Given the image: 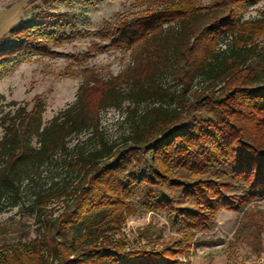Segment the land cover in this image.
<instances>
[{"label": "trees", "instance_id": "obj_1", "mask_svg": "<svg viewBox=\"0 0 264 264\" xmlns=\"http://www.w3.org/2000/svg\"><path fill=\"white\" fill-rule=\"evenodd\" d=\"M258 1L151 0L119 16L96 50L128 52L127 65L83 75L47 122L40 98L0 93V264H180L220 210L264 199V12L240 16ZM46 29L12 28L0 67L41 50ZM147 212L172 235L152 222L128 235Z\"/></svg>", "mask_w": 264, "mask_h": 264}, {"label": "rangeland", "instance_id": "obj_2", "mask_svg": "<svg viewBox=\"0 0 264 264\" xmlns=\"http://www.w3.org/2000/svg\"><path fill=\"white\" fill-rule=\"evenodd\" d=\"M211 0H197L206 5ZM151 0H92L56 3L51 0H0V39L18 25L42 23L49 33L41 50L20 56L0 67V93L5 101L30 108L35 98L44 103L43 120L48 121L76 97L83 75L108 77L122 70L129 53L108 48L96 50L105 42L102 31L119 16L131 17L144 10ZM264 12V0L244 6L241 18H254ZM100 49V48H99ZM173 86L172 80L169 81ZM11 107L5 106V110ZM120 113L108 109L101 114L104 127H116ZM16 208L1 218L16 216ZM216 227L197 233L196 241L180 264H264V199L251 201L242 211L220 210ZM152 222L161 227L164 239L172 235L162 215L143 213L129 216L125 231H136ZM174 235V234H173Z\"/></svg>", "mask_w": 264, "mask_h": 264}]
</instances>
